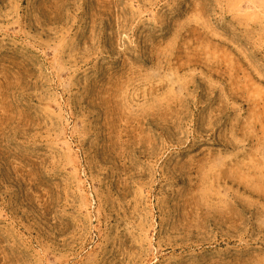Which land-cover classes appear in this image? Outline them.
<instances>
[{
    "label": "rangeland",
    "instance_id": "374dc122",
    "mask_svg": "<svg viewBox=\"0 0 264 264\" xmlns=\"http://www.w3.org/2000/svg\"><path fill=\"white\" fill-rule=\"evenodd\" d=\"M0 264H264V0H0Z\"/></svg>",
    "mask_w": 264,
    "mask_h": 264
}]
</instances>
